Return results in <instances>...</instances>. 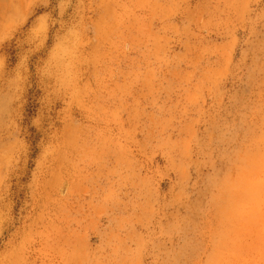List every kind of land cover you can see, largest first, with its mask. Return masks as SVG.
<instances>
[{
  "label": "rangeland",
  "instance_id": "obj_1",
  "mask_svg": "<svg viewBox=\"0 0 264 264\" xmlns=\"http://www.w3.org/2000/svg\"><path fill=\"white\" fill-rule=\"evenodd\" d=\"M0 264H264V0H0Z\"/></svg>",
  "mask_w": 264,
  "mask_h": 264
}]
</instances>
